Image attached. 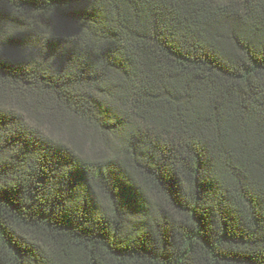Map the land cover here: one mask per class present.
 <instances>
[{
    "label": "trees",
    "instance_id": "trees-1",
    "mask_svg": "<svg viewBox=\"0 0 264 264\" xmlns=\"http://www.w3.org/2000/svg\"><path fill=\"white\" fill-rule=\"evenodd\" d=\"M0 264H264V0H0Z\"/></svg>",
    "mask_w": 264,
    "mask_h": 264
}]
</instances>
